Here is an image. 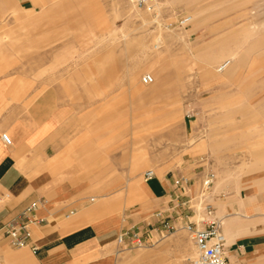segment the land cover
Here are the masks:
<instances>
[{"label": "rangeland", "instance_id": "rangeland-1", "mask_svg": "<svg viewBox=\"0 0 264 264\" xmlns=\"http://www.w3.org/2000/svg\"><path fill=\"white\" fill-rule=\"evenodd\" d=\"M241 1L158 0L146 12L129 0H29L25 8L0 0L3 73L33 66L23 74L37 83V97L51 91L59 101L60 158L82 153L85 166L68 169L84 176L95 190L90 196L131 210L128 229L150 235L142 248L118 244L116 264L140 257L144 264H191L197 253L183 229L190 211L183 202L199 194L209 172L216 177L212 206L213 196L239 191L264 198V146L257 145L264 135L254 129L264 132V0L244 9L243 20H257L244 26L251 34L242 39L234 18ZM91 3L100 15L88 16ZM186 16L191 21L181 25ZM147 74L150 84L142 81ZM134 155L148 163L132 174ZM147 170L184 171L178 178L188 179L166 218L172 232L161 229V208H152L144 190H129L125 201L126 186H145ZM141 203L149 206L143 215Z\"/></svg>", "mask_w": 264, "mask_h": 264}, {"label": "crops", "instance_id": "crops-1", "mask_svg": "<svg viewBox=\"0 0 264 264\" xmlns=\"http://www.w3.org/2000/svg\"><path fill=\"white\" fill-rule=\"evenodd\" d=\"M12 2L25 8L29 0ZM249 3L250 0H242L234 17L240 22L241 39L251 34V28L244 26L252 19L257 20L255 17L243 20L242 13ZM96 7L90 4L89 17L100 15ZM16 39L21 40L22 35L18 34ZM29 43L36 48V42ZM243 52L244 49L240 55ZM237 65L234 64L229 72ZM3 66L0 63V225L23 220L24 210L33 202H38L34 211L38 222L30 226L31 244L37 247L36 251L29 246L13 247L0 229V264H116L117 239L128 229L132 211L128 214L125 207H118L117 202L106 196H90L95 190L86 186L84 176L68 169L85 166L82 153L77 152L71 159L60 158L64 143L57 138L62 133L55 123L59 110L53 107L59 101H54L51 91H46L44 97H37V83L33 85L34 81L23 74L34 71L33 66L30 64L23 69L20 66L6 73H3ZM254 129L258 135H264L258 127ZM4 133L10 136V145L3 142ZM252 143L257 144L256 141ZM189 161L191 164L198 162ZM146 163L144 155H134L131 173L138 172ZM181 172L155 173L154 178L146 180L145 186L141 180L132 183L130 189L126 186L125 201L129 190H144L153 209L173 206L174 180L183 176ZM190 175L196 182L198 175L194 172ZM263 199L256 194L243 197V191L228 197H212L214 215L222 222L226 237L225 253L229 264H264ZM139 209L138 214L143 215L149 206L141 203ZM124 263L144 264L145 260L143 257L128 258Z\"/></svg>", "mask_w": 264, "mask_h": 264}, {"label": "built area", "instance_id": "built-area-1", "mask_svg": "<svg viewBox=\"0 0 264 264\" xmlns=\"http://www.w3.org/2000/svg\"><path fill=\"white\" fill-rule=\"evenodd\" d=\"M133 6L139 10L146 12H154L158 0H129ZM191 21V16L183 17L180 20L181 25H186ZM143 83L150 84L153 77L150 74L144 75ZM6 145L11 144V138L7 133L1 136ZM155 177L153 170H147L144 178L150 180ZM215 175L212 172L207 173L201 182L200 192L197 196L190 197L183 205L188 204L189 214L187 220L183 224L185 229L191 236L196 247V259L191 264H229L225 253L226 237L222 231V222L214 215V208L210 202V192L215 183ZM188 179L179 177L174 180V192L172 194V202L174 207L180 205L182 193H187ZM38 206V202L31 203L23 212V220L11 221L0 225V229L4 231L8 237L10 244L15 248L29 246L32 251H36L37 247L31 244V224L38 222L34 216V211ZM173 207V208H174ZM171 207L161 209L155 216L161 221L163 231L172 232L176 228L168 221L167 215L171 211ZM199 217L195 219V217ZM162 233V231H161ZM145 238L144 235L137 230L128 229L122 231L118 236V244H128L133 248L145 247L150 235Z\"/></svg>", "mask_w": 264, "mask_h": 264}, {"label": "bare ground", "instance_id": "bare-ground-1", "mask_svg": "<svg viewBox=\"0 0 264 264\" xmlns=\"http://www.w3.org/2000/svg\"><path fill=\"white\" fill-rule=\"evenodd\" d=\"M228 64H229V61L225 62V63L222 65V69L225 68ZM153 81H154V80H153Z\"/></svg>", "mask_w": 264, "mask_h": 264}]
</instances>
